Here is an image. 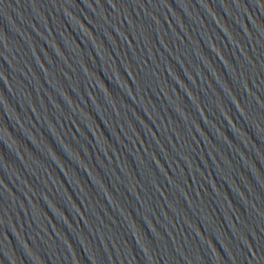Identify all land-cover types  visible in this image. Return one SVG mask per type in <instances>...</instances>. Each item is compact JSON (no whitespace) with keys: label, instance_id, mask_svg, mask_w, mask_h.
<instances>
[{"label":"water","instance_id":"95a60500","mask_svg":"<svg viewBox=\"0 0 264 264\" xmlns=\"http://www.w3.org/2000/svg\"><path fill=\"white\" fill-rule=\"evenodd\" d=\"M101 264H264V23L186 120Z\"/></svg>","mask_w":264,"mask_h":264}]
</instances>
